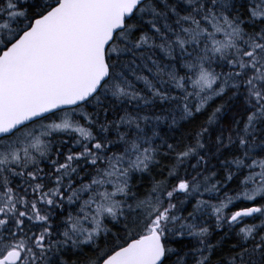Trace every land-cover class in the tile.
Wrapping results in <instances>:
<instances>
[{"label": "snow or ice", "instance_id": "obj_1", "mask_svg": "<svg viewBox=\"0 0 264 264\" xmlns=\"http://www.w3.org/2000/svg\"><path fill=\"white\" fill-rule=\"evenodd\" d=\"M0 264H264V0H0Z\"/></svg>", "mask_w": 264, "mask_h": 264}]
</instances>
